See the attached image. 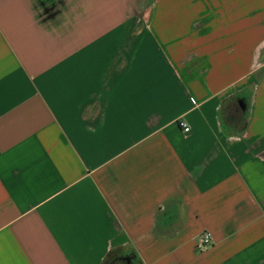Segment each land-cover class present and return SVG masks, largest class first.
Masks as SVG:
<instances>
[{
    "label": "crops",
    "instance_id": "obj_1",
    "mask_svg": "<svg viewBox=\"0 0 264 264\" xmlns=\"http://www.w3.org/2000/svg\"><path fill=\"white\" fill-rule=\"evenodd\" d=\"M109 259L264 264V0H0V264Z\"/></svg>",
    "mask_w": 264,
    "mask_h": 264
},
{
    "label": "built area",
    "instance_id": "obj_2",
    "mask_svg": "<svg viewBox=\"0 0 264 264\" xmlns=\"http://www.w3.org/2000/svg\"><path fill=\"white\" fill-rule=\"evenodd\" d=\"M180 126L182 127L183 131L188 133L190 132V126L185 123V122H181ZM212 236L208 231L203 232L200 236H199V246L201 247H205V246H210L212 244Z\"/></svg>",
    "mask_w": 264,
    "mask_h": 264
},
{
    "label": "trees",
    "instance_id": "obj_3",
    "mask_svg": "<svg viewBox=\"0 0 264 264\" xmlns=\"http://www.w3.org/2000/svg\"><path fill=\"white\" fill-rule=\"evenodd\" d=\"M105 264H109V261L105 262Z\"/></svg>",
    "mask_w": 264,
    "mask_h": 264
},
{
    "label": "rangeland",
    "instance_id": "obj_4",
    "mask_svg": "<svg viewBox=\"0 0 264 264\" xmlns=\"http://www.w3.org/2000/svg\"><path fill=\"white\" fill-rule=\"evenodd\" d=\"M205 247H207V246H205ZM204 248V247H203ZM111 261H110V259H109V263H110Z\"/></svg>",
    "mask_w": 264,
    "mask_h": 264
}]
</instances>
